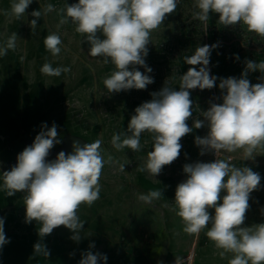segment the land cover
Masks as SVG:
<instances>
[{
  "label": "rangeland",
  "instance_id": "obj_1",
  "mask_svg": "<svg viewBox=\"0 0 264 264\" xmlns=\"http://www.w3.org/2000/svg\"><path fill=\"white\" fill-rule=\"evenodd\" d=\"M13 0H0V46L13 33L17 34L16 47L0 57V218L4 220V232L10 241L0 248V264H78L82 253L92 251L106 254V264H175L177 256L183 264H229L232 253L221 258L213 241L206 235V227L198 234L183 231V221L173 208L179 183L187 177L185 164L212 162L215 153L200 155L195 145L196 136L207 135L208 128L196 129L194 120L206 111L211 103H222L218 79L212 89L190 90L193 101V116L187 123L193 131L181 138L180 156L172 164L163 167L154 177L147 170L140 171L152 151V135H141V150H116L111 144L114 133L127 130L135 108L150 101L153 92L164 86L179 90L181 76L191 66L184 57L194 54L198 46L217 44L210 57V75L218 78H240L246 60L264 61V37L249 32L243 23L225 26L218 14L210 13L205 22L194 18L195 0H179L175 12L150 35L146 64L152 68L150 76L154 83L145 90H128L109 93L104 79L115 71L102 57L89 55L90 45L85 36L76 32V25L60 24L66 17L65 6L78 0H33L19 19L5 15L11 11ZM54 11L44 14L46 5ZM40 11L41 17L31 15ZM37 20L32 28L31 21ZM207 29V30H206ZM56 32L62 44L61 52L53 56L46 50V36ZM102 38V37H101ZM239 56V60L235 57ZM45 63L53 68L67 67L60 76L41 72ZM144 72V68L137 66ZM259 71L251 72L252 84L261 82ZM50 128L57 125L58 138L47 158H56L63 151H72L73 141L81 145L102 139L101 151L105 163L99 180L100 197L91 207L82 204L78 215L84 222L81 240L70 239L72 232L60 226L50 235L39 236V222H25L24 196L17 192L8 197L3 188V172L10 171L17 163V156L30 146L41 131L42 124ZM232 156L236 167L247 166L261 176L259 190L251 193L250 208L246 213L244 227L264 223V153H254V160H243L242 150L222 153L221 159ZM125 164V171L120 165ZM161 191L162 195L151 204L138 200L139 194ZM223 195V193H222ZM222 202V201H220ZM178 211V209H177ZM214 214V209H209ZM210 227V225L208 226ZM44 244L50 252L48 257L34 255V245ZM95 245L89 248L90 244Z\"/></svg>",
  "mask_w": 264,
  "mask_h": 264
},
{
  "label": "clouds",
  "instance_id": "obj_2",
  "mask_svg": "<svg viewBox=\"0 0 264 264\" xmlns=\"http://www.w3.org/2000/svg\"><path fill=\"white\" fill-rule=\"evenodd\" d=\"M33 0H13L11 11L5 15L19 19ZM179 0H78L66 5V17L76 25V32L85 36L89 55L102 57L103 63L111 62L115 71L103 81L109 93L132 89L145 90L154 83L149 75L152 68L146 64L147 45L151 33L159 28L169 15L175 12ZM194 18L207 23L209 14H218L219 22L225 26L243 23L249 32L264 37V0H195ZM52 4L44 8V14L54 11ZM35 18L40 11H33ZM37 20L31 21V27ZM207 30V29H206ZM102 37V38H101ZM17 34L13 33L0 46V57L16 47ZM46 50L53 56L61 52L60 36L53 32L44 40ZM217 44L198 46L194 54L185 56L191 66L180 78L179 90L168 86L150 95V101L135 108L127 130L114 133L112 146L120 151L125 148L134 152L141 150V135H152V151L140 171L147 170L158 176L163 167L172 164L180 156L181 138L193 131L187 121L193 116V101L190 90L212 89L219 79L222 103H211L201 112L203 119H195L194 126L200 129L207 125V135L196 136L194 143L200 155L215 153L212 162L185 164L186 179L175 190L176 214L182 218L183 231L198 234L206 227L209 240L213 241L221 258L232 253L229 264H264V223L244 227L246 213L250 208L251 193L259 190L261 176L250 167H236L233 157L220 158L222 153L242 150L243 160H254L258 151L264 153V61L246 60L240 78H218L210 75V57ZM239 60V56L235 57ZM137 66L144 68V72ZM67 67L53 68L45 63L41 72L49 76H60L68 72ZM259 71L261 82L252 84L251 72ZM62 141L58 138L57 125L49 128L42 124L41 131L33 143L18 154L17 163L10 171L3 172V188L8 197L24 192L25 222H39V236L50 235L55 228L64 226L73 234L71 240L79 242L84 228L78 211L82 204L89 207L100 197L99 183L105 163L101 151L102 139L81 145L73 141L72 152L61 151L54 160L48 161L50 150ZM125 171V164L120 165ZM223 193V195H222ZM162 195L161 191L139 194L138 200L151 204ZM222 201V202H220ZM178 209V211H177ZM209 209H214L210 214ZM210 225V227H208ZM10 241L4 232V220L0 218V248ZM95 245L90 244L89 248ZM34 255H50L42 243L34 245ZM107 255L87 251L82 253L78 264H106ZM177 256L175 264H183Z\"/></svg>",
  "mask_w": 264,
  "mask_h": 264
},
{
  "label": "water",
  "instance_id": "obj_3",
  "mask_svg": "<svg viewBox=\"0 0 264 264\" xmlns=\"http://www.w3.org/2000/svg\"><path fill=\"white\" fill-rule=\"evenodd\" d=\"M72 152V151H71ZM70 152V153H71ZM48 161L54 160L55 158H46Z\"/></svg>",
  "mask_w": 264,
  "mask_h": 264
}]
</instances>
